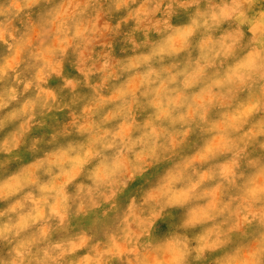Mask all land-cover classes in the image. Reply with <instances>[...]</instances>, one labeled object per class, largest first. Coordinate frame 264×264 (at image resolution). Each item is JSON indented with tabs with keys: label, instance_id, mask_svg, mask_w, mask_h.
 <instances>
[{
	"label": "clouds",
	"instance_id": "1",
	"mask_svg": "<svg viewBox=\"0 0 264 264\" xmlns=\"http://www.w3.org/2000/svg\"><path fill=\"white\" fill-rule=\"evenodd\" d=\"M0 264H264V0H0Z\"/></svg>",
	"mask_w": 264,
	"mask_h": 264
}]
</instances>
